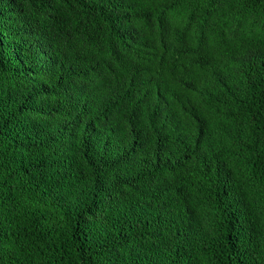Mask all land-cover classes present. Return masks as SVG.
<instances>
[{
	"label": "trees",
	"instance_id": "trees-1",
	"mask_svg": "<svg viewBox=\"0 0 264 264\" xmlns=\"http://www.w3.org/2000/svg\"><path fill=\"white\" fill-rule=\"evenodd\" d=\"M0 264H264V0H0Z\"/></svg>",
	"mask_w": 264,
	"mask_h": 264
}]
</instances>
